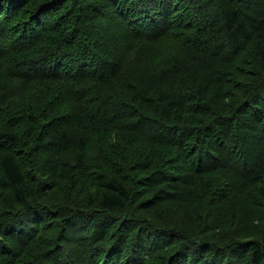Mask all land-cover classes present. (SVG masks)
Returning <instances> with one entry per match:
<instances>
[{
    "label": "trees",
    "instance_id": "obj_1",
    "mask_svg": "<svg viewBox=\"0 0 264 264\" xmlns=\"http://www.w3.org/2000/svg\"><path fill=\"white\" fill-rule=\"evenodd\" d=\"M0 264H264V0H0Z\"/></svg>",
    "mask_w": 264,
    "mask_h": 264
},
{
    "label": "rangeland",
    "instance_id": "obj_2",
    "mask_svg": "<svg viewBox=\"0 0 264 264\" xmlns=\"http://www.w3.org/2000/svg\"><path fill=\"white\" fill-rule=\"evenodd\" d=\"M112 23H116V20L115 19H111L109 21L107 20L106 24H104L103 26L105 27V29L108 32H111L112 33V37H114V36H116V34H114L113 30L117 27V24L114 25ZM157 51H160V57H165V55L161 54V50L160 49H158ZM165 53H167V52H165ZM156 60L158 61V58H157V56L154 53L152 55L148 56V57L146 55V56L143 57L142 60L138 61V63H137L138 66L136 68L133 67V69H130L128 71V74L132 75V77L129 78L128 81H130L132 83L134 82V88H138L139 87L140 80H145L147 77H151V76L154 75V73H153L154 68L158 67L157 66L158 62ZM95 129H96V127H95ZM88 150L90 152L94 151V148L92 147L91 144L89 145L88 148L84 149L85 153L87 155L91 156L92 154ZM168 209L172 210L173 208L169 207ZM166 210L167 209H165L163 212H165ZM73 232H75V233L77 232V234L79 233L78 229L75 228V229L70 230V232H69L70 236H73ZM78 241H79V238L78 237L76 238L74 236L72 238V241L67 242V245H65V246H67L68 248L72 249V252H73V250H74L73 248L74 247L78 248L77 246L80 244ZM72 242H75V243H72ZM69 243L72 244V245L74 244L73 247ZM75 251H76V249H75Z\"/></svg>",
    "mask_w": 264,
    "mask_h": 264
}]
</instances>
